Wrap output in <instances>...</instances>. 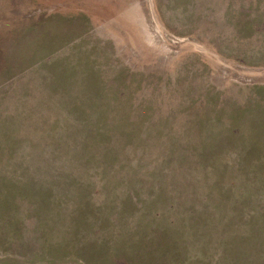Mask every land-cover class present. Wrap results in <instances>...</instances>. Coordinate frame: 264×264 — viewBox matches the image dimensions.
Wrapping results in <instances>:
<instances>
[{
	"label": "rangeland",
	"instance_id": "1",
	"mask_svg": "<svg viewBox=\"0 0 264 264\" xmlns=\"http://www.w3.org/2000/svg\"><path fill=\"white\" fill-rule=\"evenodd\" d=\"M0 264H264V0H0Z\"/></svg>",
	"mask_w": 264,
	"mask_h": 264
}]
</instances>
